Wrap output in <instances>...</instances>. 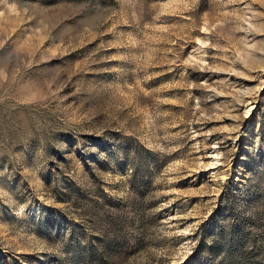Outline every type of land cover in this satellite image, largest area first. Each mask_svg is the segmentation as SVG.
<instances>
[{
	"label": "rangeland",
	"instance_id": "rangeland-1",
	"mask_svg": "<svg viewBox=\"0 0 264 264\" xmlns=\"http://www.w3.org/2000/svg\"><path fill=\"white\" fill-rule=\"evenodd\" d=\"M0 264H264V0H0Z\"/></svg>",
	"mask_w": 264,
	"mask_h": 264
}]
</instances>
